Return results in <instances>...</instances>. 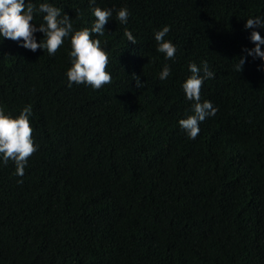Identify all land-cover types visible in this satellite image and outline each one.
I'll return each instance as SVG.
<instances>
[{
  "label": "trees",
  "instance_id": "trees-1",
  "mask_svg": "<svg viewBox=\"0 0 264 264\" xmlns=\"http://www.w3.org/2000/svg\"><path fill=\"white\" fill-rule=\"evenodd\" d=\"M82 1L31 0L60 8L75 30L91 28L90 5L119 23L127 8L138 52L123 32L94 34L112 76L94 90L68 86L70 38L51 56L0 38V107L15 118L32 106L37 147L22 177L0 161V264H264V61L244 51L252 31L264 37L244 27L264 19V0ZM164 26L172 60L156 51ZM204 62L218 109L190 139L178 86Z\"/></svg>",
  "mask_w": 264,
  "mask_h": 264
},
{
  "label": "clouds",
  "instance_id": "clouds-1",
  "mask_svg": "<svg viewBox=\"0 0 264 264\" xmlns=\"http://www.w3.org/2000/svg\"><path fill=\"white\" fill-rule=\"evenodd\" d=\"M82 2L86 3L85 0ZM89 3L94 4L95 0H89ZM90 6V11L95 18L91 28L84 27L75 30L72 18L62 13L60 8L51 3H40L37 7L31 0H0V38L18 44L23 41L21 46L32 52H36L38 49H46L50 56L55 55L64 45V41L70 38L71 50L68 55L71 60V67L66 72L68 86L71 87L73 83L85 84L94 90H99L112 83V76L106 70L109 64L108 53L102 46L101 40L93 38L94 34L100 37L104 36L107 30H115L123 32L127 41L134 45L137 52L139 45L126 26L129 17L127 8L118 10L117 19L120 21L119 23L111 19L113 14L111 9H102L95 5ZM34 13L43 14V22L39 23V27L33 24ZM244 27L246 29L264 28V19L261 17L248 18ZM37 31L43 33L44 37L39 43L34 36ZM169 31V26H164L155 33L154 38L158 44L156 51L163 53L166 59L172 60L175 59L176 46L170 40L165 39ZM250 41L254 47L244 49L247 56L253 59L259 57L261 61H264V50L261 49V45H264V37L259 32L252 31ZM255 62L257 65L258 61ZM245 63L246 57L239 58L235 70L238 73L241 72ZM186 68H188L190 75L183 84L178 86L181 96V104L179 105L189 108L193 114L179 120V125L190 139H195L200 132V123L207 120L208 117L214 116L218 109L214 100H211V95L215 90L211 80L214 78V72L209 70L207 62L203 63L202 68L195 63H190ZM170 75L171 69L165 65L159 73V79L165 80ZM132 79L136 81V87H144L140 83L139 77L133 75ZM207 79H210L211 83L208 94L204 91V81ZM208 98L210 101L206 100ZM31 115V105L25 106L15 118L6 115L3 107H0V161L3 165H7L9 160L13 161L16 175L21 177L24 175L28 160L37 151L33 141L34 129L31 127L29 119ZM262 120H264V114ZM18 183H22V180ZM8 262L11 263L12 260H6L4 263Z\"/></svg>",
  "mask_w": 264,
  "mask_h": 264
}]
</instances>
